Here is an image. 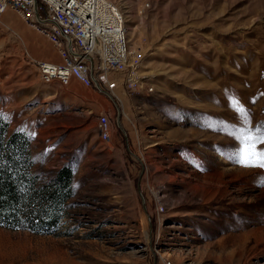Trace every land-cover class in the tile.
Returning <instances> with one entry per match:
<instances>
[{"label":"rangeland","instance_id":"obj_1","mask_svg":"<svg viewBox=\"0 0 264 264\" xmlns=\"http://www.w3.org/2000/svg\"><path fill=\"white\" fill-rule=\"evenodd\" d=\"M112 1L141 59L110 95L43 81L54 45L0 17V117L33 171L69 164L74 189L50 232L0 225V264H264V168L237 155L264 150V0Z\"/></svg>","mask_w":264,"mask_h":264},{"label":"built area","instance_id":"obj_2","mask_svg":"<svg viewBox=\"0 0 264 264\" xmlns=\"http://www.w3.org/2000/svg\"><path fill=\"white\" fill-rule=\"evenodd\" d=\"M13 10L55 47L57 60H37L41 79L69 84L73 79L109 94L119 84L137 85L141 59L130 49L125 17L112 0H0V17ZM101 141L111 140V122L97 116Z\"/></svg>","mask_w":264,"mask_h":264},{"label":"trees","instance_id":"obj_3","mask_svg":"<svg viewBox=\"0 0 264 264\" xmlns=\"http://www.w3.org/2000/svg\"><path fill=\"white\" fill-rule=\"evenodd\" d=\"M0 117V225L50 232L74 193L73 168L33 171L31 139Z\"/></svg>","mask_w":264,"mask_h":264},{"label":"snow or ice","instance_id":"obj_4","mask_svg":"<svg viewBox=\"0 0 264 264\" xmlns=\"http://www.w3.org/2000/svg\"><path fill=\"white\" fill-rule=\"evenodd\" d=\"M240 111L242 113H245V110L243 108H240ZM237 131L240 133V136L238 137L239 141L242 144L247 145L248 140L246 139V137L251 134L252 129H237ZM255 132L257 133L255 137L256 143H264V125L257 126ZM237 155L238 162L244 164L245 166H258L264 168V150L255 151L244 148L238 150ZM261 182L264 183V180H262Z\"/></svg>","mask_w":264,"mask_h":264},{"label":"crops","instance_id":"obj_5","mask_svg":"<svg viewBox=\"0 0 264 264\" xmlns=\"http://www.w3.org/2000/svg\"><path fill=\"white\" fill-rule=\"evenodd\" d=\"M72 81H73V82H76V83L78 82V81L75 80V79H73ZM72 81H71V82H72ZM101 104H102V103H101ZM102 112H103V111H102ZM97 134H98V136H99L98 129H97Z\"/></svg>","mask_w":264,"mask_h":264}]
</instances>
